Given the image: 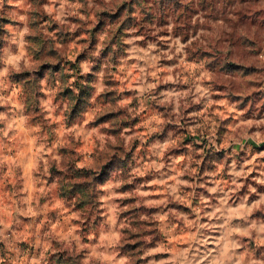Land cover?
Masks as SVG:
<instances>
[{
	"label": "clouds",
	"instance_id": "clouds-1",
	"mask_svg": "<svg viewBox=\"0 0 264 264\" xmlns=\"http://www.w3.org/2000/svg\"><path fill=\"white\" fill-rule=\"evenodd\" d=\"M0 264H264V0H0Z\"/></svg>",
	"mask_w": 264,
	"mask_h": 264
},
{
	"label": "rangeland",
	"instance_id": "rangeland-1",
	"mask_svg": "<svg viewBox=\"0 0 264 264\" xmlns=\"http://www.w3.org/2000/svg\"><path fill=\"white\" fill-rule=\"evenodd\" d=\"M153 10L155 11L156 16L159 17L160 9L156 8L155 5H154V9ZM168 13L171 14V15H174L175 14V10L172 9V8H169L168 9ZM209 14L211 15L212 13H209Z\"/></svg>",
	"mask_w": 264,
	"mask_h": 264
}]
</instances>
